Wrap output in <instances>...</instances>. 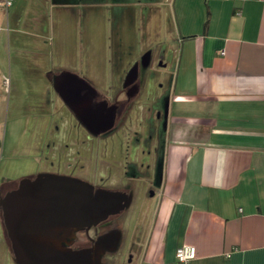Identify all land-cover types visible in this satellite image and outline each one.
Here are the masks:
<instances>
[{
  "label": "crops",
  "instance_id": "0c3cea01",
  "mask_svg": "<svg viewBox=\"0 0 264 264\" xmlns=\"http://www.w3.org/2000/svg\"><path fill=\"white\" fill-rule=\"evenodd\" d=\"M174 16L161 182L129 264H264V0H179Z\"/></svg>",
  "mask_w": 264,
  "mask_h": 264
},
{
  "label": "rangeland",
  "instance_id": "374dc122",
  "mask_svg": "<svg viewBox=\"0 0 264 264\" xmlns=\"http://www.w3.org/2000/svg\"><path fill=\"white\" fill-rule=\"evenodd\" d=\"M174 1L101 0L58 7L52 0H0V195L17 179L55 173L64 163L56 152L63 144L60 136L71 130L68 122L74 119L53 91L55 74L75 71L99 89L117 87L130 66L151 50L153 61L142 76L141 98L171 95L180 49L174 16L179 0ZM159 52L164 56L156 57ZM125 139L113 135L99 145L109 165L103 176L113 179L107 178L106 185L116 184V172L122 173ZM90 163L93 167L94 159ZM120 182L133 183L137 197L129 208L98 226L122 234L118 249L106 253L103 264H129L132 257L136 262L138 252L132 243L141 208L147 204L146 214H151L155 204L146 195L145 182L123 178ZM0 264H16L4 241Z\"/></svg>",
  "mask_w": 264,
  "mask_h": 264
},
{
  "label": "flooded vegetation",
  "instance_id": "af4514ba",
  "mask_svg": "<svg viewBox=\"0 0 264 264\" xmlns=\"http://www.w3.org/2000/svg\"><path fill=\"white\" fill-rule=\"evenodd\" d=\"M81 1L91 4L101 2V0ZM161 49L165 50V46ZM164 53L160 54L159 52L156 57L160 58V56H164ZM153 55L151 50H146L143 56L140 57V60H136L130 66L124 81L117 87L110 85L106 89H99L85 77H82L75 71H71L78 77L83 78L87 83L86 85L90 87V90H88V87L85 85L83 87L77 85L76 88L79 89L75 94L79 99L78 104L82 106L87 103L88 110L96 118L94 122H90L88 125L83 122L81 117H77L70 106L60 97L53 86V78L56 74L53 76L51 80L53 91L72 113L74 119L72 123L68 122L71 130L66 131V134L60 136L63 144L61 143V147H59L56 153H58V159L63 157L64 163L55 172L56 174L67 175L86 181L95 189L103 188L124 192L130 195L129 206L133 202V199L137 197V192L135 194L133 190V183L128 182L122 185L120 182L121 178L130 181L137 179L140 183L143 181L148 185L146 190L147 197L153 198L156 195L155 188H158L161 182L163 135L168 112L169 94L151 101L141 98L142 76L145 69L151 65ZM159 64L162 65L161 62ZM162 66H165V64ZM65 95L68 96L67 94ZM78 112L81 113L80 110ZM113 135L122 138L126 137L125 143L127 147L126 152L121 154L122 158L120 161L123 170L121 174L116 172V179L114 180L116 184L106 185L105 181H109L108 179H111V176L110 174L106 175V173V178L103 176V173L106 171L104 167L106 168L109 165H106V158H102L105 149L99 145H101L102 141ZM91 159H94L93 167L90 163ZM65 160L67 163H65ZM70 160H72V163ZM129 206L126 208H129ZM148 208L149 206L143 203L141 221H139L134 232L135 242L132 244H135L136 251L139 253L142 251L145 241L144 227L146 218L144 216ZM104 222L103 220L88 230H76L69 247L79 249L90 246L92 240L97 239L101 235H106V238L110 237L112 235L111 230L102 231L98 229V226H102ZM0 241L6 242L3 228L2 232H0ZM106 253L108 252L106 251L104 255ZM128 261L130 262L131 259Z\"/></svg>",
  "mask_w": 264,
  "mask_h": 264
},
{
  "label": "water",
  "instance_id": "95a60500",
  "mask_svg": "<svg viewBox=\"0 0 264 264\" xmlns=\"http://www.w3.org/2000/svg\"><path fill=\"white\" fill-rule=\"evenodd\" d=\"M86 84L68 70L53 78L60 97L88 125L96 118L87 103L78 104L75 95L76 86ZM129 204L130 195L124 192L95 189L71 176L41 172L18 179L0 195V217L16 264H103L105 252L116 250L120 244V231L111 230L110 237L101 235L90 246L79 249L70 248V241L76 230H88Z\"/></svg>",
  "mask_w": 264,
  "mask_h": 264
},
{
  "label": "built area",
  "instance_id": "2783aa9c",
  "mask_svg": "<svg viewBox=\"0 0 264 264\" xmlns=\"http://www.w3.org/2000/svg\"><path fill=\"white\" fill-rule=\"evenodd\" d=\"M196 250L192 245H180L175 249V258L179 262H186L195 257Z\"/></svg>",
  "mask_w": 264,
  "mask_h": 264
},
{
  "label": "trees",
  "instance_id": "16d2710c",
  "mask_svg": "<svg viewBox=\"0 0 264 264\" xmlns=\"http://www.w3.org/2000/svg\"><path fill=\"white\" fill-rule=\"evenodd\" d=\"M17 181V180H16ZM9 189V188H8ZM1 218V217H0Z\"/></svg>",
  "mask_w": 264,
  "mask_h": 264
}]
</instances>
